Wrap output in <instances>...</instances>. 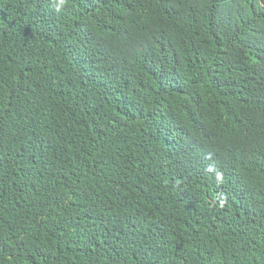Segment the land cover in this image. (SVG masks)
I'll list each match as a JSON object with an SVG mask.
<instances>
[{
	"label": "trees",
	"instance_id": "16d2710c",
	"mask_svg": "<svg viewBox=\"0 0 264 264\" xmlns=\"http://www.w3.org/2000/svg\"><path fill=\"white\" fill-rule=\"evenodd\" d=\"M0 264H264V0H0Z\"/></svg>",
	"mask_w": 264,
	"mask_h": 264
},
{
	"label": "clouds",
	"instance_id": "9594fccd",
	"mask_svg": "<svg viewBox=\"0 0 264 264\" xmlns=\"http://www.w3.org/2000/svg\"><path fill=\"white\" fill-rule=\"evenodd\" d=\"M58 6H62L65 2V0H56Z\"/></svg>",
	"mask_w": 264,
	"mask_h": 264
}]
</instances>
